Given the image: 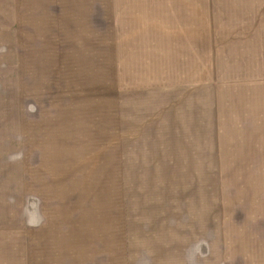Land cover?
<instances>
[{"label":"rangeland","instance_id":"374dc122","mask_svg":"<svg viewBox=\"0 0 264 264\" xmlns=\"http://www.w3.org/2000/svg\"><path fill=\"white\" fill-rule=\"evenodd\" d=\"M9 11L0 264H264V0Z\"/></svg>","mask_w":264,"mask_h":264},{"label":"crops","instance_id":"0c3cea01","mask_svg":"<svg viewBox=\"0 0 264 264\" xmlns=\"http://www.w3.org/2000/svg\"><path fill=\"white\" fill-rule=\"evenodd\" d=\"M12 3H13V0H0V21L1 22L6 19L12 18L13 12L9 11V9L12 8Z\"/></svg>","mask_w":264,"mask_h":264}]
</instances>
